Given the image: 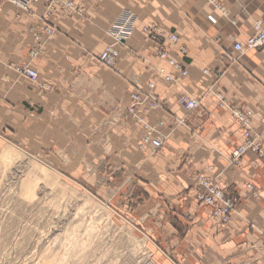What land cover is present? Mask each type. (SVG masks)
<instances>
[{
    "label": "crops",
    "instance_id": "1",
    "mask_svg": "<svg viewBox=\"0 0 264 264\" xmlns=\"http://www.w3.org/2000/svg\"><path fill=\"white\" fill-rule=\"evenodd\" d=\"M76 2L77 15L50 16L46 0H36L32 13L9 3L0 8V133L67 167L68 180L130 216L147 231L157 264H264V161L247 152L239 166L230 163L244 143L243 130L216 97L253 111L264 143V49L239 57L234 48L254 33L257 20L264 24V0ZM126 10L137 15L134 36L118 47L120 59L110 68L97 56L113 44L107 32ZM45 24L56 33L31 60ZM150 24L179 36L187 54L175 59L188 77L159 59L154 38L146 41L143 28ZM29 63L38 84L17 71ZM150 65L183 86L150 73ZM151 82L163 109L147 121L161 123L168 137L155 153L139 147L142 126L121 118L129 95L149 92ZM182 89L202 107L189 113L180 106ZM179 119L185 124L178 126ZM196 174L219 176L221 187L230 189L237 213L226 227L215 225L210 207L198 201L203 189L194 183ZM248 185H255L259 198Z\"/></svg>",
    "mask_w": 264,
    "mask_h": 264
},
{
    "label": "rangeland",
    "instance_id": "2",
    "mask_svg": "<svg viewBox=\"0 0 264 264\" xmlns=\"http://www.w3.org/2000/svg\"><path fill=\"white\" fill-rule=\"evenodd\" d=\"M6 3L0 0V8ZM214 5L227 16L223 6ZM32 7L22 11L32 13ZM45 10L50 16L67 13L63 8L48 10L47 3ZM47 26L53 29L51 37L55 35V28L45 24L35 36L37 44L36 37ZM51 37L43 35L29 53L31 60ZM33 51H38L36 57ZM22 69L37 73L31 63L17 68L30 79ZM149 71L153 73L151 66ZM34 83H39V74ZM112 204L68 180L67 167L54 166L46 156L32 154L0 133V264H142L147 252L155 251L147 231Z\"/></svg>",
    "mask_w": 264,
    "mask_h": 264
},
{
    "label": "built area",
    "instance_id": "3",
    "mask_svg": "<svg viewBox=\"0 0 264 264\" xmlns=\"http://www.w3.org/2000/svg\"><path fill=\"white\" fill-rule=\"evenodd\" d=\"M7 2H11L16 4V6L20 7L23 10L29 11L31 9L32 2L35 3L36 0H4ZM31 6V7H30ZM49 7L51 9L63 8L67 10V13L71 15H77L80 13L78 6L76 4V0H50ZM129 15L128 12H125ZM126 14V15H127ZM130 19L132 17L129 15ZM51 27H45L44 33L40 34L36 37L38 44H41L43 35L46 37L52 34ZM158 27L156 25L151 26L148 29L150 35H153V38L156 40L158 44L157 55L160 59L167 61L170 66L181 72V75L184 77L188 76V71L183 69L176 61V57H180L187 53L186 47L180 44V38L177 35H164L158 32ZM115 36L119 40L123 37H128L131 35V28L126 30L122 28V26H115ZM165 44H167L165 46ZM264 48V27L261 22H256L254 25V34L249 37L245 43L237 42L235 43V50L244 55L246 52L251 51L253 49ZM38 55V51H33L31 53L32 57H36ZM118 53L109 49L101 56V61L107 65L112 66L115 59L117 58ZM152 71L157 73H161V69L157 67H152ZM23 74L31 78L33 81H37L38 75L32 70H21ZM164 75L165 80L168 82H173L174 78L166 73H162ZM176 82V80L174 81ZM151 89L154 88V84H151ZM182 97H179V104H182L186 107L187 110H195L199 109L201 103L198 99H195L189 96L186 93H183ZM190 97V98H189ZM221 105L223 107L227 106L225 99L218 95ZM163 108L162 101L156 95L151 92L148 94H134L131 97V104L128 108V112L125 115V120H136L141 124L147 122V117L151 114L152 111H157ZM233 116L239 121L240 125L243 128V136L244 143L235 150L232 155L229 157V161L231 164L239 166L241 163L242 156L247 152H252L256 154L260 160L264 161V143H262V136L255 131L253 126V116L254 113L252 111H243L235 107H231ZM145 125V135L143 137V143L139 144L141 150H152L154 153L159 151L164 146V138L162 135L158 134V132L154 131L151 127ZM156 130V128H155ZM155 133L158 135L155 136ZM210 172H214V167H210ZM194 183L197 187L203 189V192L197 196L199 202L203 203L207 207L211 209L212 220L215 225L219 227H226L232 221V217L235 213H237V205L232 197V193L229 190H226L221 187L219 183V176H213L211 178H206L203 175L196 174L193 176ZM248 188L253 192L254 198H259V193L256 191L253 185H248ZM261 236L264 240V228L261 231ZM173 264H179L178 262L171 259ZM142 264H157L154 261V254L151 252H147L144 261Z\"/></svg>",
    "mask_w": 264,
    "mask_h": 264
},
{
    "label": "bare ground",
    "instance_id": "4",
    "mask_svg": "<svg viewBox=\"0 0 264 264\" xmlns=\"http://www.w3.org/2000/svg\"><path fill=\"white\" fill-rule=\"evenodd\" d=\"M4 1V0H3ZM47 1V4H48V10H50V7H49V4H50V0H46ZM5 2H7V1H5ZM9 3H11V2H9ZM13 4V3H12ZM16 5V4H15ZM20 8V7H19ZM218 8L223 12V13H225V10L223 9V8H221V7H219L218 6ZM24 9V8H23ZM22 9V10H23ZM24 11H26V10H24ZM125 12H128L129 13V15L132 17V20L130 19V17H129V15L127 14V13H125ZM122 15H121V17L119 18V20L118 21H116L111 27H110V29L108 30V36L113 40V44L111 45V46H109L105 51H103L97 58H98V60L101 62V63H103L102 61H101V56L105 53V52H107L109 49H113V50H115L117 53H118V56H117V58L115 59V61H114V63L112 64V66H107V65H105L104 63V65L105 66H107V67H110V68H114L115 66H116V63H117V61L120 59L119 58V55H120V51L118 50V47L119 46H121V45H126L132 38H133V36H134V32H135V28H136V23H137V15L135 14V13H133L132 11H129V10H126ZM127 14V15H126ZM257 22V21H256ZM255 22V23H256ZM258 22H261V21H258ZM255 23H254V25H255ZM262 23V22H261ZM122 26V28H124V29H126V30H128V29H130L131 28V35L130 36H128V37H123V38H120L119 40L116 38V36H115V26ZM153 25H156V24H150V25H148V26H146V27H144L143 28V33L146 35V40H148V39H153V36H154V34L153 35H150L149 34V32H148V29H150L151 28V26H153ZM157 26V25H156ZM262 26L264 27V24L262 23ZM158 27V32L159 33H161V34H164V35H167V36H170V35H176V34H173V33H170V34H167V33H165V31L161 28V27H159V26H157ZM253 30H254V26H253ZM254 34V33H253ZM253 34H251V36L253 35ZM52 35V34H51ZM51 35H49V36H51ZM250 36V37H251ZM249 38V37H248ZM247 38V39H248ZM247 39H245L243 42H241V41H237V42H240V43H245L246 42V40ZM236 42V43H237ZM184 46V45H183ZM185 47V46H184ZM234 48H235V46H234ZM186 49V48H185ZM258 49H264V48H258ZM253 50H257V49H253ZM253 50H251V51H253ZM186 51H187V49H186ZM236 51V50H235ZM237 52V51H236ZM248 52H250V51H248ZM248 52H246L244 55H246ZM187 54V53H186ZM185 54V55H186ZM237 54L239 55V57H242V56H244V55H241V54H239L238 52H237ZM160 59V58H159ZM160 60H162V59H160ZM162 61H165V60H162ZM179 64V63H178ZM180 65V64H179ZM151 66V69H152V67H157V66H154V65H150ZM183 69H185V70H187L186 68H184L182 65H180ZM27 67V66H26ZM157 68H159V67H157ZM159 69H161V68H159ZM174 69V68H173ZM175 71H177L180 75H181V72L180 71H178V70H176V69H174ZM188 71V70H187ZM151 72H153V73H157V72H155V71H152L151 70ZM162 73H166L163 69H161V73L159 72V73H157V74H159V75H161L162 77H164V75L162 74ZM189 73V72H188ZM26 74V73H25ZM166 74H168V73H166ZM38 75V74H37ZM168 75H170V74H168ZM171 76V75H170ZM182 76V75H181ZM188 76H189V74H188ZM187 76V77H188ZM173 77V76H172ZM182 77H184V76H182ZM174 78V77H173ZM184 78H186V77H184ZM31 79V78H30ZM32 80V79H31ZM176 79L174 78V81H175ZM33 81V80H32ZM37 81H38V79H37ZM37 81H34V82H37ZM167 81V80H166ZM168 82V83H175V84H178L179 86L181 85V86H183L182 84H181V82L180 81H178V80H176V82ZM151 84H154V88L153 89H151ZM155 87H156V85H155V83L154 82H151V83H149V92H147V93H143V92H135V93H132V94H130V101H129V103H128V105H127V107L125 108V110H124V112H123V114H122V116H121V118L123 117L124 119H125V115L127 114V112H128V108H129V106H130V104H131V97H132V95H134V94H142V95H144V94H148V93H152L153 95H154V89H155ZM214 88V87H213ZM214 91V90H213ZM183 93H186V94H188L189 96H191V97H193L191 94H190V92L188 93L185 89H182V92L179 94V96H178V99H177V102H178V100H179V97H182L183 95H185V94H183ZM215 93V92H214ZM218 95H221L224 99H225V97L222 95V94H220V93H216V97H217V99H218V103H219V105L221 106V107H223L222 105H221V101H220V99H219V97H218ZM190 98V97H189ZM193 98H195V97H193ZM195 99H198V98H195ZM199 101H200V103H201V100L200 99H198ZM225 101H226V104H227V106H225V107H223V108H227V109H229L230 111H231V113H232V110H231V107H235V108H238V107H236V106H232V105H229L228 104V102H227V100L225 99ZM178 104H179V102H178ZM180 106H182L187 112H189V113H191V112H193V111H196V110H198V109H195V110H187L186 109V107L184 106V105H182V104H179ZM202 107V103H201V106H200V108ZM199 108V109H200ZM239 109V108H238ZM160 110V109H159ZM241 110V109H240ZM158 111V110H157ZM248 111H251V110H248ZM153 112H156V111H152L151 113H153ZM253 112V111H252ZM254 113V112H253ZM151 115V114H150ZM232 115H233V113H232ZM234 117V116H233ZM148 118V117H147ZM235 118V117H234ZM236 119V118H235ZM147 120V119H146ZM237 120V119H236ZM124 121H126V120H124ZM132 121H134V122H136L137 124H139V125H141L142 126V134H141V141H140V143H143V137H144V135H145V125H147V123L150 125V126H152L151 128L154 130V131H156V132H158V134H160V135H162V137L164 138V143L167 141V139H168V137L165 135V134H163L162 132H161V130H160V124L161 123H158V124H156V125H152V124H150L148 121L146 122H144V124H141V123H139L138 121H136V120H132ZM238 121V120H237ZM127 122V121H126ZM238 123H239V121H238ZM177 124H178V126H180V125H184L185 124V122H184V120H182V119H179L178 121H177ZM240 124V123H239ZM262 124H263V126H264V119L262 120ZM148 125V126H149ZM241 126V125H240ZM253 126H254V116H253ZM242 127V126H241ZM155 128H156V130H155ZM254 129H255V127H254ZM242 130H243V128H242ZM255 131H256V129H255ZM256 132H258V134L260 135V136H262L260 133H259V131H256ZM157 133H155V136L156 135H158ZM244 137V136H243ZM262 143H263V141H262ZM246 154V153H245ZM205 177V176H204ZM255 186V185H254ZM257 189V188H256ZM229 191H230V189H229ZM251 193H252V191H251ZM253 195V194H252ZM253 198V197H252ZM257 199V198H256ZM236 214V213H235ZM258 228V227H257Z\"/></svg>",
    "mask_w": 264,
    "mask_h": 264
}]
</instances>
